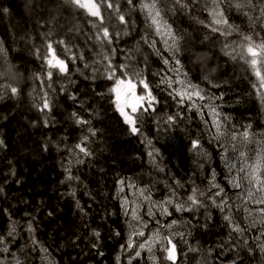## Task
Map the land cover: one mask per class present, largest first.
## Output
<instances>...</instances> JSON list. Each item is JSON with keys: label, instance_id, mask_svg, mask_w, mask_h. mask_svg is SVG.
<instances>
[{"label": "trees", "instance_id": "obj_1", "mask_svg": "<svg viewBox=\"0 0 264 264\" xmlns=\"http://www.w3.org/2000/svg\"><path fill=\"white\" fill-rule=\"evenodd\" d=\"M136 1L130 5L128 0H112L119 12L105 11L121 29L113 38L109 29V44L96 39L98 29L92 24L99 22L65 0H17L16 4L0 0V81H4L0 96V234L4 235L7 222L8 233L15 227V235L31 225L40 245L58 264H131L129 238L134 247L144 239L139 260L149 258L152 264L162 260L192 264L195 256H190V246L198 250L196 264H236L245 251L250 253L244 257L250 259V264H264V218L241 212L242 203L229 176L242 177L239 169L245 158L264 157V114L260 117L253 106L264 104V86L250 64L236 55L241 45L247 44L245 36L252 37L255 44L264 43V0H228L224 9H236L231 13L234 18L223 17L227 24L210 20L208 30L197 24L209 0H181L186 5L181 12L161 16L172 35L169 31L164 36L153 33L154 44L150 39L141 42V31L139 39L123 48L120 40L125 33L136 38L141 25L135 19L140 16ZM157 1L162 5L170 0ZM216 2L209 16L219 11L222 0ZM119 15L125 17V22L119 20ZM143 26L147 28L144 21ZM213 28L218 30L214 32ZM224 32L230 38L227 43L218 36ZM165 36L171 44L173 36L178 38L182 54H176V60L180 64L173 61L168 74L156 79L149 72L150 65H159L163 58L168 66L172 61L164 57V52L172 48L164 43ZM48 44H52V50ZM193 47L202 51L192 64L185 51ZM55 58L64 61L67 73L49 68L47 61L55 63ZM109 65L115 69L114 79L107 78ZM257 68L264 76V63H258ZM49 70L53 72L51 79ZM133 72L139 75L133 76ZM116 79L125 81L120 87L125 97L127 84L135 85L137 97H145L143 108L147 107L149 92L155 97L153 109L138 120V133L131 132L117 109L116 92L111 91ZM141 80L148 84L147 89ZM180 87L191 92L199 90L204 98L193 95L181 101L176 95ZM165 91L180 101L177 109L184 121L172 106L165 110L173 121L164 118L166 112L156 117L161 106L159 96ZM45 99L50 110H41ZM127 114L135 115L131 111ZM77 118L89 123L77 124ZM214 121L222 126L224 135L220 139L215 138ZM7 131L16 134L11 145ZM245 131L246 139L242 135ZM232 134L236 140H232ZM193 141L198 142L197 148H193ZM77 144L91 155L80 152ZM229 165L235 167L230 169ZM66 169L79 179H67ZM261 174L264 180V170ZM213 182L222 184L229 201L223 212L212 203L217 192ZM193 189H197V199L204 206L195 207L189 211L190 218L183 220L188 211L177 212L175 205L181 203L187 208V197ZM133 209L137 220L132 217ZM235 212L236 220L231 217ZM225 215L244 231H233V225L220 228L218 223ZM17 217H23L24 222H18ZM255 225L258 231L251 229ZM134 230L144 235L134 234ZM97 232L99 236L94 234ZM155 234L158 239L153 238ZM9 237H4L0 248L12 244ZM247 243H254V247ZM149 246H155L151 252ZM29 248L25 241L24 249ZM165 248L171 249L169 256L176 258L174 262L166 259ZM118 249L127 253L115 258Z\"/></svg>", "mask_w": 264, "mask_h": 264}, {"label": "snow or ice", "instance_id": "obj_2", "mask_svg": "<svg viewBox=\"0 0 264 264\" xmlns=\"http://www.w3.org/2000/svg\"><path fill=\"white\" fill-rule=\"evenodd\" d=\"M132 2H133V0H128V3L130 5L132 4ZM175 2H176V4L180 5L181 7H186V5L181 4V0H175ZM65 3L72 5V6L76 7L77 9L84 10L88 16L95 18V20L99 22V23L93 22V24H92L93 28L98 29V31L96 33V39L98 41H101L102 43L104 41H107L109 44L112 42L111 37H110V33H109V29L107 27L103 26L104 25V19H105V17H104L105 11L112 10V11H115L117 13L119 12V6L116 5L114 7L112 0H65ZM214 3H215V0H214ZM237 7H240V5H237ZM142 8L148 9V16L151 17V23L153 25H156V31L159 33L160 28H161V24L158 20V17H160V12L155 11V14H153V10L156 8L155 3H153L151 5L144 4V5H142ZM4 11L6 12L7 9H4ZM212 14L214 15V17H217V16L220 17V18L214 19L215 24H227V20L222 18L223 14L221 12H213ZM119 20L123 23V22H125V17L123 15H119ZM212 30L215 32L218 29L213 28ZM125 34H127V33H125ZM169 35H172L170 31H169ZM244 40L247 41V44L241 45V51L238 52L236 55H238L242 60H245L246 62H248L250 64V66L255 71L256 76L260 79L261 85L264 86V76L261 75L260 70L257 68L258 63H264V43L255 44V43H253L252 37H250V36H245ZM61 43H63V41H61ZM48 49L52 50V44H48ZM245 49H246V51H245ZM172 50H173L174 54L177 52H180V48L178 46V38H176L175 36H173V40H172ZM0 51H2V49H0ZM200 51H202V50L193 47V48L187 49L185 51V54L188 56L190 62L193 64V61L196 59L197 53ZM248 55L251 56L250 60L247 59ZM53 57H55V56H53ZM104 58L107 59L106 56ZM235 58H236V56H233V59H235ZM52 59L47 61L50 69L55 68V69H58L59 73H67L68 69H67V66L65 65L63 60L55 58V63H49L50 61H52ZM164 63L167 64L168 61L165 60ZM176 63L180 64V60L177 59ZM121 67L124 68L126 66H121ZM106 70L108 71L107 78L108 79H114L115 78V69H113L111 67V65H109ZM124 74L128 75L127 72H125ZM47 75H48V78L51 79L53 76V72L51 70H49ZM132 75L136 76L139 74L133 72ZM124 83H125V81L123 79H116V87L114 89H112L111 91L116 92V94H117V105H116L117 109L120 111L121 115L124 116L125 122L131 126V132L133 134H135V133L139 132V128L137 127V123H138L139 118L143 116L144 112L148 111L149 109H153V102L155 101V97L151 95V92H149L147 95V101H148L147 107L146 108L141 107V102L145 100V97L144 96L136 97L135 96V85L128 83L127 87L131 90V94L134 96L135 99L133 102H131L130 104H126L125 106L126 107L130 106L132 113H134L135 115L126 114L124 111V107H121V105H120V87ZM140 83H142L144 85L145 89L148 88V84L146 82H144L143 80H141ZM180 83H183V82L181 81ZM168 86L172 87L171 81L168 82ZM15 91H16L15 89H12L13 93ZM176 95L181 97V101H183L185 96H187L188 99H191L193 95L199 97L200 99L204 98L201 95L199 90H195L192 93L178 91L176 93ZM44 109L50 110V104H49V101L47 99L44 100L43 108L41 110H44ZM212 111H213V113H215V109H212ZM73 115L75 116L76 114H73ZM173 119L174 118L172 116L167 117V121H169V122L173 121ZM76 123L84 125V124H87L89 122L86 120H82L80 118H77ZM214 126L216 128V137L215 138L220 139V137L224 135V132L221 131L222 126L219 122H215V121H214ZM89 131L91 132L92 135H95L94 131H92L91 129H89ZM242 135L246 139L248 137V132L245 131ZM231 138H232V140L237 139L235 134H232ZM87 140H88V137L85 136L84 141H87ZM2 143L3 142L0 141V144H2ZM197 147H198V142L193 141V148H197ZM76 148H78L80 150V152L84 153V155H91V153L88 152L87 149L82 146V144H77ZM150 155H151V153H150ZM240 155L243 157L244 153L241 152ZM77 163H83V161L78 160ZM261 163H262L261 161H258L256 165L251 166V170L248 171L247 173H245L244 176L240 177L239 180L235 177L233 178L232 184H233V187H235V188H241L242 187V184L240 182L241 180H247L248 181L249 187L247 189H245V191H246L247 197L249 199H253L254 193H256V192L264 193V180L261 179V175L259 174ZM232 167H235V166L229 165L230 169ZM66 171L69 172L67 179H69V180L79 179V177H74L71 175L70 169H66ZM239 172L244 173L245 172L244 168H240ZM214 180H215V174H213V181ZM253 185H255V187H253ZM212 187H215L218 189V191L212 197V203L216 207L220 208V210L223 212L225 210V207L227 206V200L221 199V201L219 203H217L215 197L220 196L221 193H223L224 189L220 188V186L215 184L214 182L212 183ZM71 194L75 195V193H71ZM141 194H143V193H141ZM199 195L203 196L204 193L200 192ZM187 200L190 202V204L188 205L187 208H185V205L181 204V203H177L175 205L177 212L185 211V210L192 211L197 206H201V207L204 206L203 202L197 199V189H193L192 195H189L187 197ZM255 202L260 203V204H264V196L256 197ZM167 203L171 204L172 201L169 200V201H167ZM77 207H79L78 203H77ZM262 211H264V210H262ZM163 212L165 214H167L168 209L166 207H164ZM132 217L134 220L139 219L136 215L135 209L132 210ZM224 219L226 221H228L230 225H233L232 219L229 215H225ZM173 223H175V221H173ZM168 227H171V225H169ZM29 231H32L31 225H29ZM233 231H235L237 233H241L244 230L241 229L239 227V225H233ZM14 232H15V227H13L9 231L8 235L12 236ZM94 234L96 236H99L98 232L94 233ZM134 234H137L139 236L144 235L143 231H139L137 233V232H135V230H134ZM261 235H264V233H261ZM153 238L158 239L159 235L155 234ZM165 239L168 240L169 244H172V241L170 239H168L167 237H165ZM257 239H259V237ZM4 243H5L4 237L0 236V245H3ZM245 243H246V241H245ZM127 247L129 249L133 248V241L131 238H129V242L127 244ZM175 247L176 246L174 244H172L171 249H175ZM139 248L144 249L145 243H140ZM171 249L165 248L164 251L167 252L166 259L174 262L176 260V258H172L169 256V252ZM148 250H149V252H151L150 246H149ZM7 251H8L7 246L0 248V252H7ZM188 251H189L190 256H195V260L192 262V264H196V261L199 259L198 250L194 246H190ZM140 255H141L140 251L135 252V256L139 257ZM0 264H3V261H0ZM16 264H20V261L17 260Z\"/></svg>", "mask_w": 264, "mask_h": 264}, {"label": "bare ground", "instance_id": "obj_3", "mask_svg": "<svg viewBox=\"0 0 264 264\" xmlns=\"http://www.w3.org/2000/svg\"><path fill=\"white\" fill-rule=\"evenodd\" d=\"M14 1V4L17 3V0H13ZM56 1V0H55ZM208 2V3H207ZM205 4H206V7H205V10H204V13L199 17L198 19V26L203 28L204 30H208L210 28V25H211V21L210 20H213V19H216V18H220V17H214V16H209V14L214 10L216 9L217 7V2L215 0V3H214V0H209L207 1ZM137 4V7H136V12L138 15L140 16H136V20H140L141 21V25H139V27H137V31L138 32L136 34V38H133L134 36L133 35H129L128 34H125V37L123 40H120L121 38H119V40L121 41L120 43V46L121 47H126L127 45H129L130 43H133L135 42L137 39L140 38V34H141V31H143L144 33H142V37H141V42L144 41V40H147V39H150L152 43L155 44V41L153 39L154 37V34L153 33H156V26L153 25L151 23V20L150 18L147 16V13L144 11V8H142V5L144 4H148V5H151L153 3H155L156 5V8L153 10V13L155 14V11H159L160 12V17H158V20L160 21V24H161V28L164 27L165 28V23L162 21L161 19V16L165 15V16H170V15H174L175 13H178V12H181L182 11V7L174 2H172L171 0L170 1H167L165 4H160L158 3L157 0H138L136 1ZM228 5V0H222V3L219 4L218 3V6H219V11L218 12H221L223 14L222 18L223 17H232V12H234L236 9H231V10H225L224 9V6H227ZM165 6V7H164ZM257 14V12H255ZM237 17H242L241 14L237 13L236 14ZM104 17L106 19V22H105V27H107L108 29L111 30V34H112V38H113V35L114 36H117L119 35V33L121 32V29L115 24L112 22V18L110 16H108V13H104ZM76 19L79 20V17L76 16ZM142 21H144V23L147 25V28L145 26L142 27ZM241 22V21H240ZM243 22V21H242ZM244 23V22H243ZM151 28V29H150ZM143 29V30H142ZM150 31L149 35H148V31ZM145 35V36H144ZM129 37V38H126V37ZM222 41L224 43H227L229 41V37H226L227 36V33H223L222 36L218 35ZM127 39V40H126ZM238 39V38H236ZM98 45V44H97ZM93 46V45H92ZM100 46V44H99ZM102 50H108L109 48H101ZM166 50V49H165ZM163 52H161L162 54ZM179 52L175 53L173 52L172 48L170 49H167L166 52H164V57H170V60L171 61V65L168 66V64H165L164 63V58L160 60V63L159 65H156V66H152L150 65L149 67V72L155 76L156 79H161V78H164L163 76L167 75L168 72L171 70V68L174 66V63L173 61L176 60V54H178ZM180 54H182V52L180 51ZM172 56H174L173 58H171ZM150 57V56H149ZM151 58V57H150ZM86 60H89L88 57H85ZM156 67V68H155ZM147 69V68H146ZM156 70L158 71L157 74H153V71ZM261 72V71H260ZM262 73V72H261ZM161 76V77H160ZM252 78H254V75L252 74ZM4 84V81L1 80L0 81V96H3V93H2V88L1 87L2 85ZM245 84V82H244ZM246 87H247V84H246ZM159 102L161 104V106L159 107V110L158 112L155 114L156 117L159 119L161 117V114H164L165 112L167 114H165V117H168L169 116V112H167L165 110V108L168 110L167 107L169 106H172L173 110H175L176 114L178 115V117L181 118L180 121H184V117L183 115L178 111V107H180V101L178 100V98H176L175 96L172 97V94L169 93L168 91H165L163 93L160 94L159 96ZM204 102H202V105H204ZM252 105L253 103L251 101H249ZM254 108L258 110V114L259 116L261 117L263 114H264V104L262 103H254ZM177 109V110H176ZM169 111V110H168ZM9 133V134H8ZM6 135L8 136V139L7 141L9 142V144H13L15 142V138H16V134L15 132L11 131H7L6 132ZM244 160H247L246 158ZM248 162H256V158L255 157H248ZM243 175V173L241 174ZM220 186V188L223 189V186L222 184H218ZM233 187V186H232ZM234 190H235V195H237L238 197V193H237V190L239 192V195L240 197H242L241 195V191L235 187H233ZM243 188V187H241ZM218 191V189H217ZM227 197H225V193H221L220 196L217 197V199H226ZM239 199V197H238ZM227 200V199H226ZM240 200V199H239ZM227 204H229V201L227 200ZM216 207V206H215ZM216 209L218 211H220V209L218 207H216ZM242 211L241 212H248V211H251V210H256L255 213V216H253V218H256L257 217H262L264 218V204H261L260 205V210L252 205L250 203V201H247L245 202L244 204H242ZM221 212V211H220ZM231 217H233L235 220L236 218L238 217L237 213H233L231 214ZM19 218V219H18ZM122 215H121V219H122ZM190 218V212L188 211L186 214H184L182 216V219L183 220H186V219H189ZM117 219L119 221V215L117 216ZM10 220V218L8 219V221ZM18 222H24V218L23 217H17L16 219ZM180 222V221H178ZM237 223H240L242 224L243 226L245 225L243 221H236ZM219 226L220 228H222L223 230L228 229V227L231 228V225L229 224L228 221H226L224 218L223 220H220L219 221ZM236 224V223H234ZM262 228H263V224H261ZM8 229H9V223L7 222L6 223V230H5V233L4 235L0 234V236L2 237H5L7 234H8ZM251 229H254L255 231L259 230V227L258 226H254L252 227ZM263 241H264V235L263 237L261 238ZM144 239H141L137 244L136 246L131 249L128 248L129 250V253L132 254L131 255V261L129 263H134V264H152L153 261L149 258H146V259H142V260H139V257L135 256V252L136 251H140V248H139V244L140 243H143ZM8 241L12 242V244H10L8 246V251L7 252H0V261H3V264H16V261L19 260L20 261V264H58L57 263V260L55 259V257L53 258L50 253L47 251V249H45L42 245H40V243L38 242V240L36 239L35 237V234L33 231H29V229H24V227L19 231L18 230V233L17 235L13 234L11 237L8 238ZM25 241H28L29 242V246H30V250H25L24 249V244H25ZM257 244V239L254 240ZM35 242V243H34ZM254 243H247L248 246H253L254 247ZM260 243V242H259ZM258 245V244H257ZM155 246H151V249H154ZM252 247V248H253ZM20 249V251H18L16 254L15 252L17 251V249ZM127 251H123L121 252V249H118L115 253V258L117 257H120V256H123L124 254H126ZM18 254V255H17ZM250 253H248L247 251H245L244 253H241L240 255V260H237L235 261L236 264H250V259H247V258H244L246 255L247 256H250L249 255ZM25 258V259H24ZM27 260L29 262H27ZM77 264V263H76ZM159 264H173L171 262H168L166 260H162L160 261Z\"/></svg>", "mask_w": 264, "mask_h": 264}, {"label": "rangeland", "instance_id": "obj_4", "mask_svg": "<svg viewBox=\"0 0 264 264\" xmlns=\"http://www.w3.org/2000/svg\"><path fill=\"white\" fill-rule=\"evenodd\" d=\"M144 11L147 13V16H148V9H144ZM153 14H154V13H153ZM148 17H149V16H148ZM149 18H150V20H151V17H149ZM159 22H160V21H159ZM155 26H156V25H155ZM167 31H169V30H168L166 27H165V28L162 27V28H160V32H159V33L156 32V34H159L160 36H164V35L167 34ZM171 34H172V33H171ZM163 41H164V43H165L168 47H172V44L170 43V40L168 39L167 36H165V37L163 38ZM180 91H181V92L192 93L190 90H187V89H181V87H180ZM115 96H116V104H117V94H116V93H115ZM135 96L137 97L136 92H135ZM33 97H35V95H34ZM129 97L131 98V101L128 102V104H130L131 102H133L134 99H135L134 96L131 94V90H128V91H127V99H128ZM185 97L187 98V96H185ZM38 98H39V96H36V99H38ZM35 101H36V100H35ZM123 103H124V101H123V96H122L121 93H120V105H121V107H124V111H125L126 114H127V112H129V111L132 112L131 107H130V106H127V107H126V106H123V105H122ZM259 154H261V153L259 152L258 155H259ZM255 158H256L257 161H256V162H253V163L248 162L247 160H245V162H244L243 165H242V168H244L245 172L243 173L242 176H244L245 173H247L248 171L251 170V166L256 165L258 161H261L262 163H261V166H260V173H259V174L261 175V179H262V174H261V173H262L263 170H264V157H263L262 155H260V156L255 157ZM229 176H230V183H231V185L233 186V184H232V180H231V178H233V177H232L231 173H229ZM237 179L239 180V177H237ZM240 182H241L243 188H238V189L241 191V195H242V197H240L237 188H236V190H237V193H238V197H239V199L241 200V203L244 204L245 202L250 201V203H251L252 205L256 206V207L260 210V205H261V204H260V203H256V202H255V198H256V197H259V196H264V193L256 192V193H254V198H253V199H249V198L247 197V194H246V191H245V189H247V188L249 187V185H248V181H247V180H241ZM253 187H255V185H253ZM130 209H131V208H130ZM256 210H257V209L249 211V212H251L250 214H248V213L246 212V215H247L248 217L255 216V213H254V212H256Z\"/></svg>", "mask_w": 264, "mask_h": 264}, {"label": "clouds", "instance_id": "obj_5", "mask_svg": "<svg viewBox=\"0 0 264 264\" xmlns=\"http://www.w3.org/2000/svg\"><path fill=\"white\" fill-rule=\"evenodd\" d=\"M208 255L210 256V252H208ZM199 264H203V262H199Z\"/></svg>", "mask_w": 264, "mask_h": 264}, {"label": "flooded vegetation", "instance_id": "obj_6", "mask_svg": "<svg viewBox=\"0 0 264 264\" xmlns=\"http://www.w3.org/2000/svg\"><path fill=\"white\" fill-rule=\"evenodd\" d=\"M123 101H125V99H123ZM128 102H130V98L128 99Z\"/></svg>", "mask_w": 264, "mask_h": 264}, {"label": "water", "instance_id": "obj_7", "mask_svg": "<svg viewBox=\"0 0 264 264\" xmlns=\"http://www.w3.org/2000/svg\"><path fill=\"white\" fill-rule=\"evenodd\" d=\"M128 90H130V89H128Z\"/></svg>", "mask_w": 264, "mask_h": 264}]
</instances>
